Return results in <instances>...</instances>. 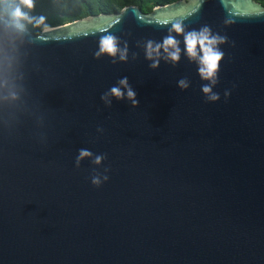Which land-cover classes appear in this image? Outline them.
Listing matches in <instances>:
<instances>
[{"label": "water", "instance_id": "obj_1", "mask_svg": "<svg viewBox=\"0 0 264 264\" xmlns=\"http://www.w3.org/2000/svg\"><path fill=\"white\" fill-rule=\"evenodd\" d=\"M175 23L226 38L219 101ZM23 26L0 15V264H264L263 4L180 0ZM169 35L181 59L162 53L153 69L146 44ZM107 36L126 61L97 57ZM124 78L137 106L126 91L103 99ZM81 150L93 158L78 165Z\"/></svg>", "mask_w": 264, "mask_h": 264}, {"label": "clouds", "instance_id": "obj_2", "mask_svg": "<svg viewBox=\"0 0 264 264\" xmlns=\"http://www.w3.org/2000/svg\"><path fill=\"white\" fill-rule=\"evenodd\" d=\"M21 3L31 9L33 7V0H21ZM14 17V27L18 33L24 31V26L20 22L22 20L28 19V17L17 7L13 13ZM38 24L43 23V18L37 21ZM172 31L183 35L185 52L190 60L194 61L198 67L199 76L203 81H206L207 84L202 87V92L208 98L210 102L219 101L220 97L218 94L213 92V88L218 82L219 73L221 71V66L225 60V54L221 50V45L226 43V38L213 34L211 29L204 27L199 31H190L185 32L184 26L182 23H175L173 25ZM166 57L167 60L173 64L178 63L181 59V49L179 47V42L175 39L174 36L169 35L162 44H154L149 41L146 44V58L151 61V67L157 69L159 67L160 59ZM97 57L102 55H107L110 57H117L121 61L127 60V47L124 49L119 48V42L116 38L112 36H107L102 39L100 43V49L97 52ZM179 87L182 90H187L189 84L186 80L179 81ZM125 91L127 99L132 102L133 106H137L138 101L136 98V93L129 86L127 78H124L119 81L118 87H113L110 91V94L103 97L106 103H110V97L116 99H124ZM229 93L225 92V96H228ZM93 154L87 150H81L77 164L85 159H92ZM104 157L96 156L94 162L97 166H100L103 162ZM103 181H107L108 177L104 176L103 178L99 176H94L92 178V184L96 187H100Z\"/></svg>", "mask_w": 264, "mask_h": 264}, {"label": "trees", "instance_id": "obj_3", "mask_svg": "<svg viewBox=\"0 0 264 264\" xmlns=\"http://www.w3.org/2000/svg\"><path fill=\"white\" fill-rule=\"evenodd\" d=\"M180 0H33L31 9L21 0H0V15L14 21L17 7L28 17L20 21L36 35L45 29L58 27L93 15L114 14L125 7L138 6L144 13H151L156 7ZM264 5V0H256ZM43 18V23L37 21Z\"/></svg>", "mask_w": 264, "mask_h": 264}, {"label": "rangeland", "instance_id": "obj_4", "mask_svg": "<svg viewBox=\"0 0 264 264\" xmlns=\"http://www.w3.org/2000/svg\"><path fill=\"white\" fill-rule=\"evenodd\" d=\"M260 3V2H259Z\"/></svg>", "mask_w": 264, "mask_h": 264}]
</instances>
